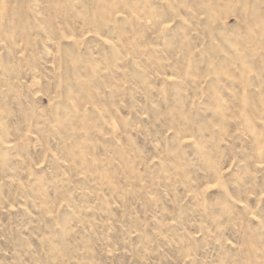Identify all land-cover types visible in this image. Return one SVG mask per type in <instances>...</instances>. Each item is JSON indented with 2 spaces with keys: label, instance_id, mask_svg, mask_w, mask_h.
<instances>
[{
  "label": "rangeland",
  "instance_id": "1",
  "mask_svg": "<svg viewBox=\"0 0 264 264\" xmlns=\"http://www.w3.org/2000/svg\"><path fill=\"white\" fill-rule=\"evenodd\" d=\"M0 264H264V0H0Z\"/></svg>",
  "mask_w": 264,
  "mask_h": 264
}]
</instances>
